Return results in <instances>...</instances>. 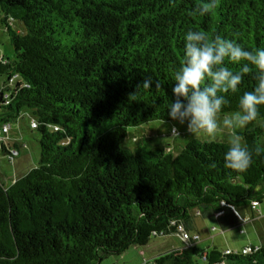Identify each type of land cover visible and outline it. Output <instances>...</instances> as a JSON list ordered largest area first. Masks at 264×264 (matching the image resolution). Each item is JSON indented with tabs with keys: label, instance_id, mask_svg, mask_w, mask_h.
Listing matches in <instances>:
<instances>
[{
	"label": "trees",
	"instance_id": "trees-1",
	"mask_svg": "<svg viewBox=\"0 0 264 264\" xmlns=\"http://www.w3.org/2000/svg\"><path fill=\"white\" fill-rule=\"evenodd\" d=\"M201 5L0 0L13 48L11 59L0 58V126L27 110L39 131L37 164L0 181V264H102L152 238L197 234L194 218L211 216L222 231L250 221L258 243L242 253L182 240L185 247L143 264H264V215L256 209L264 201V107L237 131L252 155L244 173L224 167L222 140L190 138L177 151L142 138L122 144L129 129L168 121L188 30L264 48V0H218L210 14L194 15ZM147 77L160 87L138 88ZM255 83L246 76L221 115L235 112ZM6 133L0 154L10 159L18 150Z\"/></svg>",
	"mask_w": 264,
	"mask_h": 264
},
{
	"label": "clouds",
	"instance_id": "clouds-1",
	"mask_svg": "<svg viewBox=\"0 0 264 264\" xmlns=\"http://www.w3.org/2000/svg\"><path fill=\"white\" fill-rule=\"evenodd\" d=\"M217 3L218 0H202L193 14H210ZM181 61L173 70V99L166 109L168 122L164 121L169 134L179 137L180 127H185L189 135L212 139L218 132H228L231 138L223 155L224 167L244 173L252 155L236 130L256 121L264 107V48L250 50L237 39L209 37L203 30H188L183 37ZM246 76L255 80L254 88L242 92L237 110L222 118L221 113L230 104L228 97L240 93ZM154 84L160 87L158 81L147 77L138 88L151 90Z\"/></svg>",
	"mask_w": 264,
	"mask_h": 264
},
{
	"label": "rangeland",
	"instance_id": "rangeland-1",
	"mask_svg": "<svg viewBox=\"0 0 264 264\" xmlns=\"http://www.w3.org/2000/svg\"><path fill=\"white\" fill-rule=\"evenodd\" d=\"M17 25V23H15ZM15 26V25H14ZM20 30V29H16ZM13 55V48L9 42L6 31L0 24V58L11 59ZM0 77V82H1ZM23 110L20 117L9 123V130L3 134L6 142L15 141L17 155L8 159L5 155L0 154V181L9 184L11 179L20 172V168H32L39 159V131L32 128L31 122L33 117ZM234 112L225 113L221 115L231 116ZM168 122V121H165ZM180 127V126H178ZM237 129L236 131H240ZM142 138L151 146L159 145L177 151L179 146L190 138L211 140L205 136L189 135L185 127H180V136H172L169 134L168 125L164 122H151L141 128H131L128 130L127 138L123 141V146L133 148L138 140ZM230 134L228 132H218L214 139L229 142ZM260 214H264V201L258 206ZM195 232L199 235V241L195 244L199 248H212L215 246L221 251L230 248L232 251H241V249L249 244L256 245L258 238L253 230L250 222L238 224L231 229L222 231L218 225L215 216L208 218L195 217ZM236 230L235 234H232ZM167 238L157 237L152 238L146 246L135 247L130 246L119 256H110L103 259L102 264H143L145 259L167 252L172 248L181 247V238L179 235L170 236V241Z\"/></svg>",
	"mask_w": 264,
	"mask_h": 264
},
{
	"label": "built area",
	"instance_id": "built-area-1",
	"mask_svg": "<svg viewBox=\"0 0 264 264\" xmlns=\"http://www.w3.org/2000/svg\"><path fill=\"white\" fill-rule=\"evenodd\" d=\"M31 126L34 127L35 126V123L32 122L31 123ZM8 127H9L8 125H2V126H0V143L1 142L5 143V140L2 139L1 134L2 133H6L8 131ZM56 129L57 128H54V130H56ZM0 147H1V145H0ZM11 153H12L13 156L17 155V151H15V150H12ZM255 204L256 203H252L253 207H254ZM180 237L187 244H190L192 242H195V241L199 240V235L198 234H192V235H190V234L185 233L184 231H181L180 232ZM248 250H249V248H243L241 252L242 253H245Z\"/></svg>",
	"mask_w": 264,
	"mask_h": 264
},
{
	"label": "crops",
	"instance_id": "crops-1",
	"mask_svg": "<svg viewBox=\"0 0 264 264\" xmlns=\"http://www.w3.org/2000/svg\"><path fill=\"white\" fill-rule=\"evenodd\" d=\"M28 114H30V116H31V113L30 112H28V111H26ZM9 128V127H8ZM9 130V129H8ZM8 132V131H7ZM7 145L8 146H11V147H13V145H14V147H16V149H17V146H16V142L15 141H11V142H9V141H7ZM19 152V151H18ZM34 167V166H33ZM32 167V168H33ZM31 169V168H30ZM29 169V170H30ZM28 170V168H25V167H22V168H20V172L19 173H17L10 181L12 182L13 180H15L16 178H18V177H20V176H22L23 174H25L27 171H29ZM10 182V183H11ZM3 183V182H2ZM9 183V184H10ZM3 184H5V183H3ZM5 185H8V184H5ZM257 209V212L260 214V210L258 209V207L256 208ZM261 216H263L264 214H260ZM245 222H250V221H245ZM245 222H241L240 224H242V223H245ZM236 233V230H234L233 231V233L232 234H235ZM164 238H167V239H165V240H171L170 239V236H165ZM181 243H182V246L181 247H185L186 245H185V243L182 241V239H181ZM194 245H196V244H194ZM249 245H252V244H249ZM249 245H247V246H249ZM197 246V245H196ZM247 246H245V247H247ZM175 246H172V248H174ZM198 247V246H197ZM208 247V246H207ZM226 250H230V248H226ZM225 250V251H226ZM160 254V253H159ZM156 256H157V254H156ZM153 257H155V256H153ZM153 257H151V258H153ZM151 258H148V259H145V261L146 260H149V259H151ZM112 264H116V263H112Z\"/></svg>",
	"mask_w": 264,
	"mask_h": 264
}]
</instances>
